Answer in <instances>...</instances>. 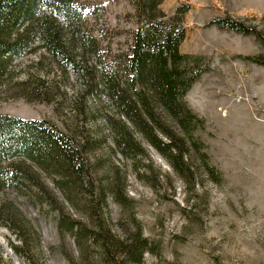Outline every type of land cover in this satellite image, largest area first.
Returning a JSON list of instances; mask_svg holds the SVG:
<instances>
[{
	"label": "rangeland",
	"instance_id": "1",
	"mask_svg": "<svg viewBox=\"0 0 264 264\" xmlns=\"http://www.w3.org/2000/svg\"><path fill=\"white\" fill-rule=\"evenodd\" d=\"M70 1L73 20L56 16L66 60L35 44L9 66L0 62V115L46 121L68 134L88 178L76 186L74 178L59 179L50 160L11 159L39 185L0 191V264H264V63L252 60L264 61V49L254 34L212 22L229 14L264 29V0L160 3L168 15L188 4L180 51L209 65L184 99L203 120L194 138L216 180L193 150L181 176L101 90V69L122 77L120 56L138 25L133 1ZM46 11L43 5L39 14ZM119 120L138 148L116 147ZM138 234L146 241L141 259L122 262V246Z\"/></svg>",
	"mask_w": 264,
	"mask_h": 264
},
{
	"label": "trees",
	"instance_id": "2",
	"mask_svg": "<svg viewBox=\"0 0 264 264\" xmlns=\"http://www.w3.org/2000/svg\"><path fill=\"white\" fill-rule=\"evenodd\" d=\"M132 1L138 25L133 30L129 49L120 56L122 77L110 69H101V90L116 113L138 129L181 176L187 169L184 159L189 158V150H193L216 180L214 176H219L217 169L207 162V153L201 151L203 144L199 145L194 138L195 130L203 127V120L184 99L193 83L209 69L202 56L180 51L186 31L183 15L188 4L182 3L174 14L168 15L160 7L162 0ZM43 5L48 11L39 14ZM60 15L73 20L70 0H0V62L9 66L26 51L35 50V44L56 62L66 60L69 49L56 20ZM212 22L221 28L254 34L264 49V29L229 14L215 16ZM260 58L252 60L264 63ZM119 121L122 126L115 129L116 147L121 152L138 148L127 125ZM156 131L167 137L168 142L160 140ZM15 157L35 162L50 160L59 179H63V175L74 178L76 186L88 178L82 168L81 152L68 134L46 121L0 115V191L4 186L19 187L29 182L39 185L30 170L9 162ZM6 162L9 164L5 165ZM57 169L61 172L55 171ZM106 245L107 241L103 240L102 246L108 248ZM122 248L125 255L122 262H136L141 259L146 241L138 234L135 241Z\"/></svg>",
	"mask_w": 264,
	"mask_h": 264
}]
</instances>
